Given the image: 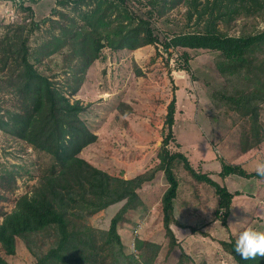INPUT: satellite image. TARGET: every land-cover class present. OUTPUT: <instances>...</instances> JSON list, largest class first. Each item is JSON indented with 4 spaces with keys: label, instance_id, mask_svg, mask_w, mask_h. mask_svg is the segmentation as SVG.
Listing matches in <instances>:
<instances>
[{
    "label": "rangeland",
    "instance_id": "1",
    "mask_svg": "<svg viewBox=\"0 0 264 264\" xmlns=\"http://www.w3.org/2000/svg\"><path fill=\"white\" fill-rule=\"evenodd\" d=\"M56 1L0 0V40L7 33L12 35L15 25H25L31 62L71 103L79 102L84 107L79 119L97 138L79 153V158L125 180L154 173L153 180L137 191L139 203L119 223L117 231L123 245V256L117 254L119 260L125 263L126 257L133 256L144 263L145 255L151 254L144 244L152 243L160 246L152 264H237L221 243L235 240L237 231L244 227L264 232V215L259 214L264 211V179L222 178L219 173L221 162L255 173L257 162L264 161V141L254 145L250 140V115L242 110L246 102L257 106L259 124L264 128V69L230 78L217 69L219 52L180 48L164 51L161 44L167 39L200 30L194 20H189L190 3L183 2L159 16L151 12L149 0H129L136 14L150 17L159 44L119 51L105 47L84 71L70 57L68 48L53 54L52 49H45L52 35L60 32L56 24L47 22L40 30L31 31L33 23L60 19L52 16L53 9L60 8ZM248 7L225 16L219 22L221 32L234 37L262 32L264 7ZM61 10L69 15V8ZM114 27L116 23L111 29ZM253 56L255 65L261 63L264 68V45ZM259 90L262 94L257 93ZM172 100L174 125L168 138L166 117ZM14 103L11 93L0 90V106L11 110ZM3 113L0 110V115ZM167 138L165 148L171 153H182L194 170L209 175L230 192L240 193L233 198L224 223L214 215L218 201L214 189L197 182L182 162L174 163L172 169L179 181L174 200L178 224L171 226L178 243L175 248L169 246L162 221L161 199L168 184L163 172H157L158 156ZM50 164L48 154L0 131V224L4 218L1 212L10 213L20 197L31 195ZM4 175L14 179L9 188L1 181ZM125 202L82 218L83 222L106 232ZM52 246V239L46 235L34 236L27 244L18 239L15 255H5L0 247V256L8 264H37Z\"/></svg>",
    "mask_w": 264,
    "mask_h": 264
},
{
    "label": "trees",
    "instance_id": "2",
    "mask_svg": "<svg viewBox=\"0 0 264 264\" xmlns=\"http://www.w3.org/2000/svg\"><path fill=\"white\" fill-rule=\"evenodd\" d=\"M261 1L206 0L203 4L199 0H149L148 5L152 13L161 16L166 10L189 2V20H194L200 30L174 35L161 46L166 52L179 48L219 52L221 60L217 69L223 76L231 78L263 71L261 63L255 65L253 55L256 49L264 45V30L255 35L234 37L223 34L219 22L230 13H237L239 8L246 9L248 5V8H263L264 0ZM56 4L61 9L69 8V15L55 8L52 16L60 19L55 23L52 18L44 19L41 24L33 23L31 31L40 30V26L47 22L56 24L60 32L52 35L45 49H52L53 54L61 48H68L70 57L80 63L81 70L86 71L105 47L119 51L159 44L150 17L136 14L129 6V0H57ZM113 23H116V27L111 29ZM12 32V35L7 33L0 40V74H3L0 90L11 93L15 103L11 110L0 106V110L4 111L0 115V131L48 154L51 164L41 175L31 195L20 197L10 213L1 212L4 216L0 224L2 252L13 256L18 239L27 244L34 236L46 235L52 239L53 246L39 257L37 264H152L160 249L159 245L152 243L144 244L151 253L145 255L144 263L133 256L126 257V262L122 263L117 256L118 252L123 256V245L117 230L124 214L139 203L137 191L153 180L154 173L125 180L113 177L79 158V153L97 138L79 119L84 107L79 102L71 103L52 79L38 71L35 63L31 62L26 26L15 25ZM35 58L40 62L38 57ZM74 67L77 68L76 65ZM257 93L262 94L260 90ZM240 100L235 104L238 105ZM249 103L246 102L242 110L250 115V140L256 145L264 141V128L259 124L258 107H251ZM174 115L175 101L172 100L166 117L168 138L172 136ZM168 138L158 156L157 172H163L168 184L161 199L162 221L169 246L175 248L178 243L171 226L178 224L174 218V200L178 195L179 181L172 169L174 163L182 162L185 170L197 182L214 189L218 199L214 215L224 223L230 215L233 198L240 193H232L209 175L194 170L182 153H171L165 148ZM247 150L248 147L244 149ZM219 175L222 178L239 176L264 179L240 166L224 162H221ZM13 180L10 175L1 176L6 188L11 186ZM122 201H126L125 205L112 218L108 231L98 232L83 222L82 218ZM233 242L234 239H231L221 245L237 264H264V257L241 260L232 251ZM0 264L8 262L0 256Z\"/></svg>",
    "mask_w": 264,
    "mask_h": 264
},
{
    "label": "clouds",
    "instance_id": "3",
    "mask_svg": "<svg viewBox=\"0 0 264 264\" xmlns=\"http://www.w3.org/2000/svg\"><path fill=\"white\" fill-rule=\"evenodd\" d=\"M254 171L257 176L264 178V161L257 162ZM259 214L264 215V211ZM232 251L238 255L241 260L264 257V232L255 230L251 227L239 229L233 242Z\"/></svg>",
    "mask_w": 264,
    "mask_h": 264
},
{
    "label": "crops",
    "instance_id": "4",
    "mask_svg": "<svg viewBox=\"0 0 264 264\" xmlns=\"http://www.w3.org/2000/svg\"><path fill=\"white\" fill-rule=\"evenodd\" d=\"M219 168V167H218ZM229 177H231V176H229Z\"/></svg>",
    "mask_w": 264,
    "mask_h": 264
}]
</instances>
